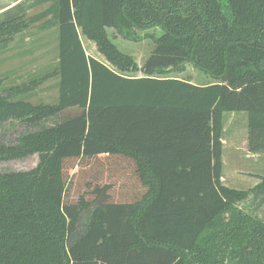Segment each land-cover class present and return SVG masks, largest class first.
Masks as SVG:
<instances>
[{"label":"trees","instance_id":"obj_1","mask_svg":"<svg viewBox=\"0 0 264 264\" xmlns=\"http://www.w3.org/2000/svg\"><path fill=\"white\" fill-rule=\"evenodd\" d=\"M50 2L0 13V53L44 19L58 29L52 72L0 79V264H264V220L241 207L264 206V178L222 181L226 114L247 113L249 150L264 153V0ZM107 29L163 34L140 68ZM187 65L213 83L169 75ZM53 77L54 105L23 99Z\"/></svg>","mask_w":264,"mask_h":264},{"label":"rangeland","instance_id":"obj_2","mask_svg":"<svg viewBox=\"0 0 264 264\" xmlns=\"http://www.w3.org/2000/svg\"><path fill=\"white\" fill-rule=\"evenodd\" d=\"M57 0L40 1V0H28L25 3L32 5L27 12L29 17H35L45 10H47L52 2ZM12 0H0V7H4L7 4H11ZM46 20H42L36 24H33L31 28L26 31L22 36L18 37L11 49L0 53V79L4 81L6 87L26 84L36 77H43L49 72H52L58 64V51H57V27H46L41 29ZM108 35L112 42L117 46L119 51L125 55L131 56L141 68L149 56L155 49V43L152 36L160 37L163 34L161 29H153L147 32H140L138 35L144 38L140 42H132L123 39L117 34L114 29H107ZM81 40L87 52V55L98 59L99 61L107 64L112 69L117 71V68L112 66L98 50L95 42L85 37L80 30ZM152 35V36H151ZM171 77L181 78L189 80L199 85H207L213 83V80L207 75L198 71L191 65H187V69L183 73H171ZM129 76L140 77L142 72L129 73ZM58 83L57 77H53L43 84H41L36 90L28 93L23 99L32 103L33 105H54L58 100ZM238 125L235 130L231 124H228L226 139L230 142L233 133H237L239 142H246L247 128H248V115L247 113H237ZM230 117V114L225 115V120ZM246 117V118H245ZM224 120V121H225ZM235 130V131H234ZM5 140V136L0 135V140ZM243 146V145H240ZM264 156V153H262ZM225 167L223 172L225 178H227V186L235 187L239 186L240 190H251L254 180L244 178L247 172H256L255 165H246L240 162L230 163L228 165L225 157ZM38 161L35 158H30L18 164H15L13 168L16 170H31L36 167ZM263 161L259 165H263ZM11 165V164H9ZM8 165V167H10ZM7 165H1L2 168H7ZM264 167V166H263ZM257 168V166H256ZM241 169L242 171H238ZM258 169V168H257ZM260 169V168H259ZM236 172V173H235ZM237 172H239L237 174ZM264 174V169L262 170ZM223 173V175H224ZM246 183H245V182ZM245 183V184H244ZM234 184V185H233ZM256 215L260 216L264 220V211L258 212Z\"/></svg>","mask_w":264,"mask_h":264},{"label":"crops","instance_id":"obj_3","mask_svg":"<svg viewBox=\"0 0 264 264\" xmlns=\"http://www.w3.org/2000/svg\"><path fill=\"white\" fill-rule=\"evenodd\" d=\"M12 1H14V2H12L11 4H7L4 7H0V13L4 12V11L10 9V8H13V7H15V6H17V5L21 4V3H24V2H26L28 0H12ZM237 116L241 117L242 115H238L236 113H232V114H230V117H228V119H226V120H225V117H224L225 121H224V135H223V144H224L223 166L224 167L226 166L225 162H224L225 161V157L227 159L228 165L230 163H234V162H237V161L240 162V163H244L246 165H253L254 164L256 172L253 173V172L249 171V172H247V174L244 173L245 175L242 176V177L247 178L246 180H248V179L254 180L253 187H255L256 185H258L261 182V178H264V174L262 172V170L264 169V167H263L264 164L263 165H259L262 161L264 163V156L261 153H253V152H251L249 150V146H248V128H247V135H246V142L245 143L241 144L238 141L239 137H238V134L236 132L233 133V136H231V141L230 142L226 139V133H227L228 124H231V126H233L235 130L237 129V125H238V120H237L238 117ZM240 145H243V146H240ZM256 166H257L258 169L256 168ZM238 171H242V170L239 169ZM238 173L239 172H237V174ZM226 180H227V178H225V173H224L222 181H223V183L225 185H227ZM238 187L239 186L236 185L235 187H232V188L240 190V188H238ZM253 187H250V188L252 189Z\"/></svg>","mask_w":264,"mask_h":264},{"label":"flooded vegetation","instance_id":"obj_4","mask_svg":"<svg viewBox=\"0 0 264 264\" xmlns=\"http://www.w3.org/2000/svg\"><path fill=\"white\" fill-rule=\"evenodd\" d=\"M254 188V187H253ZM251 201H253V196H250V198H248V200L247 201H245L242 205H241V207H242V209L243 208H245V209H249L250 211H254L256 214L258 213V212H263L264 211V206H262V207H260V209H255V208H250V204H251ZM253 203H254V201H253ZM257 204L256 205H258V202H256ZM255 214V216H258V215H256ZM261 220H263L260 216H258Z\"/></svg>","mask_w":264,"mask_h":264}]
</instances>
